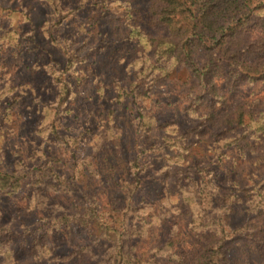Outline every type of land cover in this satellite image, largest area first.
Masks as SVG:
<instances>
[{"label":"rangeland","instance_id":"374dc122","mask_svg":"<svg viewBox=\"0 0 264 264\" xmlns=\"http://www.w3.org/2000/svg\"><path fill=\"white\" fill-rule=\"evenodd\" d=\"M56 2L0 0V171L20 179L14 191L8 190L4 183L0 185V264H20L23 259V264H59L57 260L37 261L23 256L24 249L20 247L25 235L23 227L32 230L41 224L42 214L63 212L66 200L96 193L107 200L112 188L105 190L98 185L99 179L111 181L103 170L106 165L102 159L105 145L102 134L114 132L122 139L133 134L131 141L141 135L142 146L155 147L143 156L142 161L148 164L139 175V192L150 200L148 207L143 208H146L145 218L148 220L151 213L162 215L169 229L179 224L186 228L192 218L191 208L180 197V188L187 182L185 177H192L196 168L188 167L189 163L159 168L161 163L164 165L160 155H173L183 148L162 146L163 135L179 137V143L185 147L190 145L188 151L198 159V164L209 168L215 184L222 188L230 185L224 177L229 157L220 156L223 162L219 164L215 158H200L202 149L214 150L213 147L222 145L223 142L216 143L220 137L217 134L225 127L211 124L203 117L187 115V101L180 96L181 82L188 74L186 68L178 67L171 78L156 84L148 97L143 95V85L147 87L148 79L137 77L138 84L130 85L135 78L134 60L147 63L143 53L136 50V41L128 38L123 0ZM135 3L144 8L147 2ZM48 67L62 71V77L69 83L67 98L63 101L60 100L64 90L58 88ZM222 84L220 93L226 97V107L221 114L243 101L246 106L256 108V100L263 95L251 85L231 88ZM47 106L53 108L51 118L55 120V133H49L50 122L40 121ZM259 106V110L264 109V104ZM144 112L155 119L149 133L137 131L140 128L136 127L134 119ZM163 122L169 123L168 132L161 128ZM38 129H42L43 134L36 132ZM175 129L178 132L175 133ZM98 136L102 140L98 141ZM243 145L247 161L238 172L230 174L231 178L240 180V186L234 191L241 202L227 216L228 227H242L243 234L231 240L227 255L233 264H264V204L253 208L243 198L244 189L252 185L259 189L264 185V136L251 135ZM59 153L64 154L60 156L62 162L54 160L52 165L56 172L65 175L63 177L71 184L70 192L62 188L63 179L58 181L49 174L51 166L46 157L58 158ZM75 155L81 157V164L83 157L94 156L97 163H93L92 168H98L99 177L74 178L71 171L77 169L72 158ZM66 162L68 164L63 165ZM64 167H68L69 173ZM207 211L211 212L209 207ZM11 219L15 220L13 229L9 230ZM157 232V229H149L141 237L142 245L149 246L148 256L154 253L155 245L163 242L156 241ZM84 242H87L84 236L72 235L62 247L71 249Z\"/></svg>","mask_w":264,"mask_h":264},{"label":"trees","instance_id":"16d2710c","mask_svg":"<svg viewBox=\"0 0 264 264\" xmlns=\"http://www.w3.org/2000/svg\"><path fill=\"white\" fill-rule=\"evenodd\" d=\"M48 1L57 3L56 0ZM143 1L147 2L144 8L135 3ZM123 3L124 19L129 26L128 38L136 41V50L143 53L147 63L134 60L135 78L130 85L138 84V78L148 79L147 87L143 85V95L148 97L156 84L171 78L178 67H185L188 74L181 82L180 96L187 101V115L203 117L211 124L219 123L225 127L217 134L220 137L216 143L223 142L222 145L213 147L214 150H210L211 147L202 149L200 158H215L219 164L223 162V155L229 157L224 177L230 185L222 188L215 184L209 168L198 164V159L188 151L190 145L185 147L179 143V137L163 135L162 146L183 148L173 155H160L164 165L161 163L159 168L176 163H189L188 167L196 168L192 177H185L187 182L180 188V197L191 208L192 218L186 228L179 224L169 229L165 224L166 217L162 215L151 213L148 220L145 218L146 208H143L148 207L150 200L139 192V175L148 164L142 161L143 156L155 147L142 146L141 135L134 136L131 141L133 134L128 139H122L114 132L102 134L103 140L98 136V141L101 138L105 144L102 159L106 169L103 170L111 181L99 179L98 185L105 190L112 188V194L105 201L98 193L97 196L90 194L66 200L63 212L42 214L39 217L41 224L32 230L27 231L24 226L25 235L20 242L23 256L37 261L48 258L59 264H233L227 255L228 246L231 240L242 236L243 229L228 227L227 216L241 202L234 191L240 186V180L231 178L230 174L238 172L237 169L247 161L243 145L246 138L264 136V109L259 110V105L264 104V0H123ZM48 71L58 88L64 90L60 101L65 100L69 83L62 77V71L52 67H48ZM221 84L231 88L251 85L263 95L256 100V108L250 104L246 106L243 101L221 114L226 107V97L220 93ZM51 114L53 108L47 106L40 121L50 122L49 133H55V120ZM134 119L136 127L140 128L137 131L142 133H149L155 124L153 115L146 112ZM168 125L163 122L161 128L168 132ZM44 131L38 129L36 132L43 134ZM174 132L178 131L175 129ZM218 150L221 151L215 157ZM63 153H59L58 158L48 155L46 162L51 166L49 174L58 181L63 179L62 188L70 192L71 184L52 165L54 160L62 162L60 156L64 157ZM72 158L77 167L70 170L74 178L99 177L98 168H92L93 163H97L94 156L83 157V164L81 157L75 155ZM19 180L12 173L0 171V185L6 184L10 191L17 189ZM244 192L246 204L253 208L264 204L263 184L259 189L252 185ZM153 202L152 199V205ZM15 219L10 220L9 230L13 229ZM149 229H157L156 241H163L160 246L153 247L155 251L151 256H148L149 246L141 243V237ZM72 235H82L87 242L78 243L71 249L62 247ZM24 262L25 259L20 264Z\"/></svg>","mask_w":264,"mask_h":264}]
</instances>
